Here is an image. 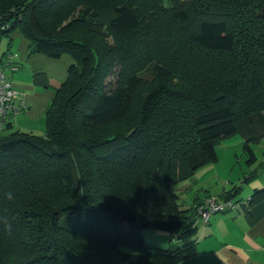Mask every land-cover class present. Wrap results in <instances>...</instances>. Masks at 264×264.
Masks as SVG:
<instances>
[{"label":"trees","instance_id":"1","mask_svg":"<svg viewBox=\"0 0 264 264\" xmlns=\"http://www.w3.org/2000/svg\"><path fill=\"white\" fill-rule=\"evenodd\" d=\"M10 1L11 9L0 13V40L7 37L8 48L17 31L28 40V55H68L73 62L45 113L44 133L14 130L10 123L0 130V216L12 223L11 236L0 224V264H178L194 256L196 208L211 194L185 208L172 183L215 162V145L234 133L243 140L246 164L256 161L254 146L264 140V110L257 106L264 95V2L176 1L174 20L181 29L195 25L193 43L229 55L227 63L209 65L217 91L194 96L175 88L169 69L156 64V84L143 108L157 100L191 101L187 116L159 112L143 120L142 128L82 142L76 128L117 121L131 109L143 77L127 67L126 55L131 58L129 35L140 25V11L130 0H90L78 17L52 31L42 12L54 15L62 0ZM249 12L259 20L247 26L256 39L240 50L231 22ZM103 36L115 39L114 46L101 44ZM116 59L124 68L111 85L106 80ZM122 171L129 176L125 204L110 190ZM233 188L236 194L239 187ZM9 190L15 201L4 198ZM228 194L214 197L245 201V211L264 201V187L244 199ZM144 228L170 232L178 244L147 246ZM18 252L6 259L5 253Z\"/></svg>","mask_w":264,"mask_h":264},{"label":"rangeland","instance_id":"2","mask_svg":"<svg viewBox=\"0 0 264 264\" xmlns=\"http://www.w3.org/2000/svg\"><path fill=\"white\" fill-rule=\"evenodd\" d=\"M176 1L178 0H130L133 6L140 11V25L131 30L129 35L131 58L126 55L129 58V60L126 58V65L131 67V71L139 73L143 80L135 89L131 109L125 117L90 129H75L77 138L82 142L93 141L112 134H126L135 127L142 128L143 120L146 119L147 121L150 116L159 112L168 111L167 114L170 113L176 117L178 114H181L182 117L187 116L191 110V101L157 100L152 106L143 108L146 95L156 84V79L152 75V67L156 64H162L169 69V82L175 88L190 92L194 96H206L217 91L218 87L215 84L217 79L215 81L212 79L209 65H217L216 62L227 63L230 59L229 55L226 53H208L200 50L193 43L190 36L195 30V25L181 29L174 20L172 9L176 6L174 4ZM260 1L264 2V0ZM85 2H90V0H62L58 8L54 10V15H51L50 12L47 14L49 9H45L42 16L47 26L55 31L71 19L78 17L82 4ZM10 3V0H0V13L9 11L11 9ZM253 14L249 12L247 18L241 15L231 22L240 50L247 44V41L251 42L256 39L254 38L256 36L255 30L251 27L248 28L252 24L257 25L259 23ZM12 39L8 48V38L2 37L0 50L4 48L5 53L12 55V60H18L19 53H22L24 48L22 43L25 42L26 45L28 40L17 31L13 33ZM113 40L115 39L110 36H103L100 41L101 44L113 45ZM3 55L0 54V57ZM8 55L2 58L3 63ZM115 62V67L106 80L111 85L116 82L120 70L119 78L121 79L122 67L124 68V64L118 63L121 60L116 59ZM1 66L3 67V64ZM4 70L10 79L12 73L5 67ZM257 106L264 110V95H262L261 104ZM242 143L243 140L239 133L221 139L215 145V162L204 165L190 177L173 182L172 187L178 195V203L186 208L196 198H203L206 191L219 198L223 189L229 191L234 189V186L241 188L235 196L237 199L247 197L248 189L254 188L251 187L253 180L245 182L244 179L253 175L257 176L258 179H264V143L254 146L256 161L251 165L246 164ZM123 172L122 175H117L110 188L119 195V199L116 201L119 204H125V196L128 192L129 176L127 172ZM142 239L147 246L169 247L178 244V240L173 237L172 233L152 228L142 229ZM122 250L136 252L128 248H122ZM5 254L8 260L17 258L19 252Z\"/></svg>","mask_w":264,"mask_h":264},{"label":"crops","instance_id":"3","mask_svg":"<svg viewBox=\"0 0 264 264\" xmlns=\"http://www.w3.org/2000/svg\"><path fill=\"white\" fill-rule=\"evenodd\" d=\"M24 43L19 59H13L19 67L10 71L8 79L18 93L15 101L23 99L27 106L17 115H8L3 126L10 123L14 130L42 134L45 113L73 61L68 55L57 59L43 54L28 55V44ZM3 49L1 55L5 53ZM3 57H0L1 63ZM256 177H246L249 180L245 182L253 180L251 187L254 188L264 186V179ZM254 188L248 189L247 197ZM228 193L232 199H237L238 192L234 194L228 189H223L219 198L227 197ZM197 227L195 255L178 264H264V201L252 205L248 211L239 209L212 214L207 223L199 222Z\"/></svg>","mask_w":264,"mask_h":264},{"label":"built area","instance_id":"4","mask_svg":"<svg viewBox=\"0 0 264 264\" xmlns=\"http://www.w3.org/2000/svg\"><path fill=\"white\" fill-rule=\"evenodd\" d=\"M2 64L3 67L1 66ZM4 67L11 72L17 70V67L12 63V56L9 55L4 63L0 62V129L8 115H17L27 106L23 99L15 101L18 93L8 79ZM244 204L245 201L239 202L231 199L218 201L214 196L207 195L196 208L194 223H207L212 214L229 210H239Z\"/></svg>","mask_w":264,"mask_h":264},{"label":"clouds","instance_id":"5","mask_svg":"<svg viewBox=\"0 0 264 264\" xmlns=\"http://www.w3.org/2000/svg\"><path fill=\"white\" fill-rule=\"evenodd\" d=\"M71 156L73 157L74 160H77L75 153H72ZM4 198L7 201H15L16 197L15 194L12 191H6L4 193ZM0 224L3 225L4 231L11 236L12 235V223L9 220L7 215L0 216Z\"/></svg>","mask_w":264,"mask_h":264}]
</instances>
